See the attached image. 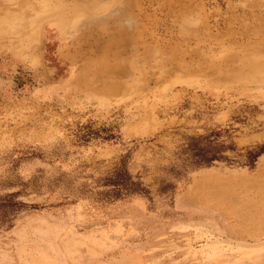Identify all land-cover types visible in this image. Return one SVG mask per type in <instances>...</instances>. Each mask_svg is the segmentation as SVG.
Listing matches in <instances>:
<instances>
[{"label":"rangeland","instance_id":"obj_1","mask_svg":"<svg viewBox=\"0 0 264 264\" xmlns=\"http://www.w3.org/2000/svg\"><path fill=\"white\" fill-rule=\"evenodd\" d=\"M13 4L0 264H264V0Z\"/></svg>","mask_w":264,"mask_h":264},{"label":"crops","instance_id":"obj_2","mask_svg":"<svg viewBox=\"0 0 264 264\" xmlns=\"http://www.w3.org/2000/svg\"><path fill=\"white\" fill-rule=\"evenodd\" d=\"M16 0H1L2 3H0V5H4L2 7H0V30L4 31H9L10 33H13L14 31V28L17 26V23L14 25V23L16 22L15 19H13L12 17H10V15L12 14L9 10V6H16L15 4H13ZM4 2V4H3ZM7 5V6H5ZM9 5V6H8ZM28 2L25 1V2H22L21 4V10H22V13L24 14H27L28 15ZM33 5L32 7H30V12L33 11ZM31 14H34L33 12ZM7 16L9 17L10 21L9 20H6ZM33 27H31L30 31H32ZM33 32V31H32ZM50 251L52 253L55 254V252H58L57 249H53L51 248Z\"/></svg>","mask_w":264,"mask_h":264},{"label":"bare ground","instance_id":"obj_3","mask_svg":"<svg viewBox=\"0 0 264 264\" xmlns=\"http://www.w3.org/2000/svg\"><path fill=\"white\" fill-rule=\"evenodd\" d=\"M224 233V232H223ZM228 242V241H227ZM248 245V244H247ZM195 249V248H194ZM136 251V250H135ZM189 255V254H188ZM263 260V259H262ZM150 262V261H149ZM245 262V261H244ZM256 262V261H255ZM263 263V262H262ZM250 264V263H249Z\"/></svg>","mask_w":264,"mask_h":264}]
</instances>
